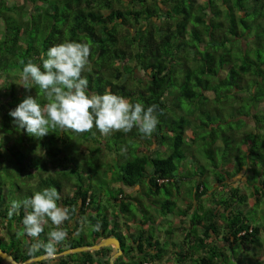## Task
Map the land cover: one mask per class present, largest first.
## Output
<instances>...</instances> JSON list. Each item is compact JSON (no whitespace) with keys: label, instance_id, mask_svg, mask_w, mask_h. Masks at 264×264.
<instances>
[{"label":"trees","instance_id":"16d2710c","mask_svg":"<svg viewBox=\"0 0 264 264\" xmlns=\"http://www.w3.org/2000/svg\"><path fill=\"white\" fill-rule=\"evenodd\" d=\"M8 1L0 0L1 250L16 261L45 253L43 248L30 251L35 244L33 239H18L17 233L23 231L19 226L25 212L23 207L11 217L8 215L13 201L33 196L29 184L33 181L43 189L54 185L61 194L58 203L76 209L72 215L74 222L80 227L83 221L90 225V243L83 234L73 237V229H69L57 251L113 235L121 249L113 264H168V260L173 264L192 261L193 264H240L246 257L238 255L239 248H261L264 238L259 234L264 232V225L249 223L239 205L246 201L247 194L255 204L264 197V149L260 148L264 145V121L260 124L256 119L264 112V108L256 106L264 99V0ZM12 10L15 16L11 15ZM66 41L90 45V70L83 73L89 81L90 92H108L145 107L156 104L163 110L162 115L158 114L159 124L151 138L133 128L126 135L134 136L131 142H138L137 147L125 150L127 142L122 139L125 134L122 132H115L121 146L117 144L119 147L112 149L108 141L98 137L91 138L95 140L94 146L88 145L90 132L77 134L71 130L50 129L48 135L38 139L16 128L9 116L10 109L28 95L38 96L42 105L47 101L43 93L38 95V87L26 91L11 77L19 79L28 60L41 64V55L49 47ZM252 48L255 52L251 57ZM178 67L183 71L177 76ZM244 76L253 80L252 105L236 119L251 125L255 131V139L246 148L244 162L230 170L233 164L217 166L218 159L213 161L217 174H212L211 188H205L198 176L189 198L183 197L185 206L180 205L177 211L178 221L164 225L165 234L161 236L156 225L162 221H156L154 213L149 215L143 209L144 203L153 205L161 213L174 211L173 200L165 198L156 206L152 198L161 187L166 195L171 194L172 188L177 195L182 180H187L181 177L180 170L189 161L182 150L187 142L184 137L188 126L191 122L209 125L208 138L214 142L216 128L210 125V113H218L219 104L226 103L228 95L232 99L241 97L238 87L247 84ZM176 84L177 88H172ZM221 89L223 99H220ZM207 91H211L212 97H207ZM200 117L205 120L198 121ZM257 137L263 139L259 145ZM104 147H109L107 152L112 154L113 162H108L107 166L114 167L111 166L113 171L108 177L109 183L116 187L114 194L103 197L107 205L103 204L101 194L104 185H96L93 170L86 166L84 159L85 154L105 152ZM224 159L228 160V154L220 161ZM10 166L27 181L25 196L15 192L18 187L15 186V190L8 185L12 177L2 174V171L13 173ZM82 174L87 175L88 182ZM66 184L71 185L70 190L64 189ZM125 186H133L135 193L125 191ZM216 189L222 192L217 199L213 196ZM132 202L142 212L139 220L128 215L120 224L116 212L107 213H111L110 208L128 212ZM70 223L66 221L64 225ZM97 224L99 230L95 228ZM137 224L140 228L134 229ZM50 226L52 229V224ZM44 234L46 240L47 234ZM168 244L173 252L169 258L166 255ZM109 253L110 246H101L25 264H107ZM0 264L11 263L0 258Z\"/></svg>","mask_w":264,"mask_h":264},{"label":"clouds","instance_id":"9594fccd","mask_svg":"<svg viewBox=\"0 0 264 264\" xmlns=\"http://www.w3.org/2000/svg\"><path fill=\"white\" fill-rule=\"evenodd\" d=\"M90 55L87 43L66 41L49 47L41 55V64L28 60L22 67L17 85L26 91L38 87V95L43 93L47 102L42 105L38 96H25L14 109L9 110L16 128L38 139L48 135L50 129L71 130L77 134L95 129L108 136L115 132L126 134L133 128L144 137L151 138L159 124L158 114L162 115L163 110L156 104L145 107L140 102L132 103L124 96L108 92H90L89 81L83 75L90 70ZM60 200L61 194L56 188H44L23 201H13L8 212L11 217L23 207V231L17 235L33 239L35 244L30 251L43 248L44 258L54 259L65 254L57 251V246L67 238L63 225L72 220L76 209L63 206L58 203ZM46 225L51 230L47 232L45 242L40 237L45 233ZM99 227V224L95 225L97 230Z\"/></svg>","mask_w":264,"mask_h":264},{"label":"rangeland","instance_id":"374dc122","mask_svg":"<svg viewBox=\"0 0 264 264\" xmlns=\"http://www.w3.org/2000/svg\"><path fill=\"white\" fill-rule=\"evenodd\" d=\"M21 0H9L8 3L13 2V3H17L20 2ZM203 0H193L194 3H202ZM185 7H187V2H184ZM157 11V10H156ZM160 11H158L157 13H159ZM172 13H170L171 15ZM13 16H15L14 11L12 10V14ZM0 28H2V23L0 22ZM250 54L251 57L253 56L255 50L250 49ZM188 62V61H187ZM190 62V61H189ZM8 67V66H7ZM8 68H6L5 70L7 71ZM182 67H178L176 72H177V76L180 74V72H182L183 70H181ZM14 71V70H11ZM9 72H10V68H9ZM182 74V73H181ZM2 77H0V83L2 82ZM12 81L14 83L19 82V79L16 78H12ZM243 79L245 80V82L247 83L244 87L240 88L238 87L239 92L242 94L240 98H236V99H232V96L228 95L226 100V103H221L220 108H219V112H215L212 111L210 113V125H213L216 129H215V139L214 142H210L209 138H208V133L210 131V126L209 125H198L199 123H194L191 122V125L188 126V129L186 131L185 134V139L187 142H185V145L183 146L182 150L183 152H185L184 154H186L187 156H189V161L186 162L187 164H185V168L180 170L182 175L181 177H187V180H182V183L180 184L179 189V193L177 195H175V193L173 192V188L170 191L171 194H165L163 192V188H160V192L154 196L152 198L153 202H156V206L158 205V203H160L162 200H164L165 198H168L170 200L174 201V207H176L174 209V211L168 210V212L166 213H161L158 209L156 210L155 208H153L151 204H145L144 202V206L143 209L146 210L147 212H149L148 214L151 215V213H154L157 215V217L155 218V220H161L162 222L166 223L163 224L162 222L160 224L156 225V228L158 230V233L161 234V236L163 234H165L164 229L166 226L164 225H170V224H176V222L178 221V217L177 215V211L180 209V205L183 204V202L185 201V199L183 197L189 198L190 193L194 187V184L196 182V178H200V182L201 184L204 185L205 188H211L212 186V174H217L216 170L214 169V163L213 161L217 160L216 164L217 166L220 165H224L227 164L228 162L233 164V166H230V170L234 169L235 166H239L241 163L244 162V155L246 152V148L249 146V144L252 142L253 139H255V131L252 130V126L250 127L248 124H246L245 122L243 123V121L241 119L237 120V117H240L241 115H244L245 113H247V109L248 107H250L252 105L251 102V91L253 90V80L248 77V76H244ZM172 88H177V84L172 86ZM224 91L223 89H221L220 91V99L222 98ZM206 95H208L207 97H212L211 96V91H207ZM183 100V99H182ZM185 105V104H183ZM256 106L261 107L262 109L264 108V99L260 100L258 102V104H256ZM193 107V106H192ZM263 115L259 116V118H256L257 120H259L260 124L263 123L264 120V112H261ZM204 118H199L198 121H204ZM261 120V121H260ZM197 121V122H198ZM198 125V126H197ZM261 129V128H260ZM91 135L90 137H88L90 140V143H87L88 145L92 144L95 142V140L91 139V138H96L98 137V139H102L104 142L109 143V147H114V148H118L119 145L121 146V139H117L115 136L116 134L113 133L111 135L108 136H104L101 135L97 130L93 129V132H90ZM14 134V133H13ZM137 136V135H135ZM15 137V134H14ZM138 137V136H137ZM139 139H141L140 137H138ZM258 138V145L261 144V141L263 140L260 137ZM122 139L125 140L127 142V147H125V150H127V148L129 150L132 149H136L137 147V143L138 142H131V140H134V136L130 138V136L124 134L122 135ZM138 139V140H139ZM137 140V138L135 139ZM224 140H225V144H224ZM213 143V144H212ZM119 144V145H117ZM211 144V147H210ZM221 145V146H219ZM224 145V146H223ZM109 147H104L106 148L105 152L99 151L96 152L95 154H85L84 155V159L86 161V166L88 168H91L93 170V179L95 180L96 185L98 184H103V192H101L102 194V200H103V204L107 205L108 202H106L103 197H110L111 194H114V190L116 189V187H113L115 185L110 184L109 183V173L113 171V168H111V164H109V166H107L108 162H113V160L111 159V153L107 152V149ZM211 148V149H209ZM261 149H264V145L260 147ZM113 149V148H112ZM210 150V151H209ZM225 156L228 154V160L226 161L224 159V162L220 161L221 156ZM230 154V155H229ZM81 156V155H79ZM93 157L94 159H97L99 161V163H96L95 161L91 160ZM48 158V157H47ZM90 158V159H89ZM48 164H51L50 161H48ZM235 165V166H234ZM216 166V167H217ZM114 167V166H112ZM148 166L146 167V170H148ZM188 168V170H187ZM10 170H13V173H5L4 171H2V174L6 177H12L11 183H9L8 185L11 186L13 189H15L16 187H18V189L15 191L19 196H25V186H27V181L23 180L22 177L18 174V172H16V168L14 166H10ZM108 170V172H107ZM106 171V173H105ZM95 173V174H94ZM196 173V176L194 175ZM186 174V175H185ZM192 175V176H191ZM36 177V176H34ZM81 177L86 180V182H88L89 178L87 177V175H81ZM74 179V178H73ZM75 181V179H74ZM30 190L31 193L34 195L35 192L37 191H42L43 187L42 185H39L37 183L30 182ZM18 185V186H17ZM16 186V187H15ZM108 186V187H107ZM47 188H53L54 185H49L46 186ZM9 188V187H7ZM55 188V187H54ZM65 190H70L71 189V185L66 184L64 186ZM124 190L127 192H130V194H134L135 193V189L133 187L128 188V187H124ZM225 190V189H224ZM246 193L248 192V189L245 190ZM222 194V192H220L219 190H215L214 191V198H218L220 195ZM205 200V201H204ZM202 201H204L205 203H210V201L207 199H203ZM184 205V204H183ZM248 208H246V206H248ZM136 205H134V203L132 202V205L129 206L130 210L127 212L126 210L122 209L121 211L119 210H113L112 208H110L111 213L108 211V215L113 214L114 212L117 213V215L120 218L119 223L122 224L123 219L129 215H134L136 220H139L142 216V212H140V210H138L137 207H135ZM185 206V205H184ZM239 206L242 207L243 211L245 212V217L247 218L248 222L251 224L256 223L257 225L260 224L261 226L264 225V197H262L259 200L258 204H255L254 200L250 197L249 194H247V198L245 203L240 204ZM124 216V217H123ZM153 218V217H152ZM187 221V219H186ZM68 223H70V221H68ZM49 224H51V222H49ZM13 226V225H12ZM20 228H23V223L19 224ZM89 224L87 223V221H83L81 222V227L79 224H76L74 222V218L72 217V221L69 225H63V228L65 231L69 230V229H73L71 235L74 236H79L81 234H83V238H85V241L87 243L91 242V237H90V233L88 231L89 229ZM130 226H134V225H130ZM187 226V225H186ZM15 227V226H14ZM91 228V227H90ZM136 228H140V225H135L134 229ZM188 228V227H186ZM50 230V226L46 225L45 226V234H47V231ZM19 232H22L19 231ZM148 232V231H145ZM177 232V231H175ZM179 230L178 233L176 235L179 234ZM44 234V235H45ZM25 236V237H24ZM18 239H21L23 241H26L29 239V237L27 235H22V236H18ZM41 240H44V237L41 235L40 237ZM164 239V238H163ZM127 243L130 242L129 238L126 239ZM46 242V240H44ZM163 241V240H162ZM0 245H2V242H0ZM84 245V244H83ZM78 254H72V256H76ZM242 255L244 257H246V261L248 260V262L250 264H264V260L263 259H259V258H255L254 256H251L250 253H242ZM36 256V255H35ZM72 264V263H71ZM189 264H193V261L190 262ZM231 264H234L233 262Z\"/></svg>","mask_w":264,"mask_h":264},{"label":"water","instance_id":"95a60500","mask_svg":"<svg viewBox=\"0 0 264 264\" xmlns=\"http://www.w3.org/2000/svg\"><path fill=\"white\" fill-rule=\"evenodd\" d=\"M106 245H110L111 246V253L109 254L108 257V262L107 264H113V259L121 253V249L119 247V241L116 237L114 236H105L100 238L96 243H92V244H84V245H79V246H74V247H70V248H65L63 250L60 251V253H68V252H73V251H84V250H92V249H97L101 246H106ZM46 256L45 253L36 255V256H31L28 257L22 261H16L15 259H13V257L8 253L5 252L3 250L0 249V258L8 261L11 264H25L28 263L30 261H35V260H39L41 258H44Z\"/></svg>","mask_w":264,"mask_h":264},{"label":"crops","instance_id":"0c3cea01","mask_svg":"<svg viewBox=\"0 0 264 264\" xmlns=\"http://www.w3.org/2000/svg\"><path fill=\"white\" fill-rule=\"evenodd\" d=\"M239 175H240V173H238V174L236 175V177L239 176ZM131 187H133V186H130V187H128V188H131ZM133 188H134V187H133ZM244 203H245V202H244ZM248 207H249V205L246 206V208H248ZM259 236H261L262 238H264V232H261V233L259 234ZM171 239H172V240H176L175 237H172ZM263 244H264V243H263ZM263 244H261V248H259V247H252V246H249L247 249H241V248H239V249H238V255H242V253L246 252V253H250L251 256H252V255H255V256H254L255 258H259V259H263V260H264V247H263L264 245H263ZM171 248H172L171 244H168V246H167L168 253L166 254L168 258L173 254ZM253 253H254V254H253ZM165 257H166V256H165ZM50 262H51V261H49V263H50ZM247 262H248V260L246 261V260L243 258V259L241 260V263H240V264H248ZM167 263H168V264H171L172 262H171L170 260H168ZM147 264H148V263H147ZM172 264H173V263H172Z\"/></svg>","mask_w":264,"mask_h":264}]
</instances>
